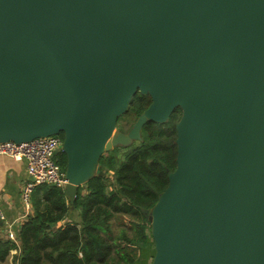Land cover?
Returning <instances> with one entry per match:
<instances>
[{
    "label": "water",
    "instance_id": "water-1",
    "mask_svg": "<svg viewBox=\"0 0 264 264\" xmlns=\"http://www.w3.org/2000/svg\"><path fill=\"white\" fill-rule=\"evenodd\" d=\"M177 109L152 264H264V0H0V142L62 133L71 204Z\"/></svg>",
    "mask_w": 264,
    "mask_h": 264
},
{
    "label": "trees",
    "instance_id": "trees-1",
    "mask_svg": "<svg viewBox=\"0 0 264 264\" xmlns=\"http://www.w3.org/2000/svg\"><path fill=\"white\" fill-rule=\"evenodd\" d=\"M151 101L137 92L118 125L123 116L133 125ZM180 116L177 109L165 124L148 121L141 139L105 152L96 175L79 186L73 204L63 187L36 186L16 239L0 233V264L14 248L13 264H152L148 214L177 164ZM56 157L65 169V154L60 151Z\"/></svg>",
    "mask_w": 264,
    "mask_h": 264
},
{
    "label": "built area",
    "instance_id": "built-area-1",
    "mask_svg": "<svg viewBox=\"0 0 264 264\" xmlns=\"http://www.w3.org/2000/svg\"><path fill=\"white\" fill-rule=\"evenodd\" d=\"M63 141L62 135L53 134L24 142H0V154L26 162L27 178L22 185L21 198L28 209L32 207L31 197L36 186L52 184L64 188L68 183L65 169L56 157L62 151ZM0 221H6L1 206Z\"/></svg>",
    "mask_w": 264,
    "mask_h": 264
},
{
    "label": "crops",
    "instance_id": "crops-1",
    "mask_svg": "<svg viewBox=\"0 0 264 264\" xmlns=\"http://www.w3.org/2000/svg\"><path fill=\"white\" fill-rule=\"evenodd\" d=\"M27 178L26 162L24 160L13 159L6 155H0V206L6 214V221L0 225V233L3 235L7 230L15 228L26 218L29 209L24 205L21 198L22 185ZM73 218H78L74 213ZM4 227V228H3ZM14 233V234H15ZM14 251V250H13ZM8 255L1 264H13V255Z\"/></svg>",
    "mask_w": 264,
    "mask_h": 264
},
{
    "label": "rangeland",
    "instance_id": "rangeland-1",
    "mask_svg": "<svg viewBox=\"0 0 264 264\" xmlns=\"http://www.w3.org/2000/svg\"><path fill=\"white\" fill-rule=\"evenodd\" d=\"M132 122L133 120L132 119H128L126 118L125 116L122 117L118 127H117V130L118 131H128L130 129V127L132 126ZM134 142V141H133ZM133 142L131 144H133ZM131 144H129L128 146H130ZM99 167V166H98ZM99 169V168H98ZM97 169V171H98ZM109 176H111V174L109 173ZM31 211V209H29V212ZM27 216V215H26ZM15 231L17 230V228H15ZM15 232L12 230V229H9L7 230L2 236H8L9 238L11 239H16V236L14 234ZM14 250V251H13ZM16 250V248L12 249L10 252L11 253H14ZM13 263V262H12ZM3 264H6V263H3Z\"/></svg>",
    "mask_w": 264,
    "mask_h": 264
}]
</instances>
